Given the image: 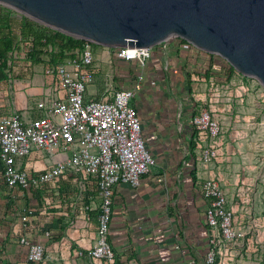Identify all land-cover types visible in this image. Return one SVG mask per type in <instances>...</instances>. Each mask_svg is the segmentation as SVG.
Segmentation results:
<instances>
[{"label": "crops", "instance_id": "obj_1", "mask_svg": "<svg viewBox=\"0 0 264 264\" xmlns=\"http://www.w3.org/2000/svg\"><path fill=\"white\" fill-rule=\"evenodd\" d=\"M103 47L107 49L103 54L113 63L114 85L104 87L94 77L87 86L88 97H102L136 81L138 72L131 62L117 58L112 47ZM94 57L96 75L95 53ZM124 65H132L129 76L121 74L123 70L119 68ZM207 66L196 50L180 48L169 54L162 52L160 45L154 47L147 61L144 79L132 102L141 116V134L154 163L142 175L138 187L119 184L113 189L109 239L117 264H184L188 260L205 264L207 200L200 192L199 180L210 175L217 177L228 193L234 223L245 233L225 264H251L253 256L264 255V219L250 216L256 208L249 205L253 189L247 178L236 173L240 164L230 163L237 156H219L208 164L200 157L201 140L188 112L193 105H199L198 99L214 94L210 86L212 68L199 72ZM11 67L14 75L0 80V112L18 111L25 118L37 116L35 99L49 87L50 77L42 73V63L31 61L26 65L25 60H19ZM31 158L29 165L35 168L48 162L46 157L35 154ZM58 187L59 193L49 194V202L44 200L42 208L37 205L26 229L29 236L46 244L52 257H57L40 264H98L88 255L78 254L91 247L96 235V190L91 184L79 185L73 178L62 180ZM21 205L20 199L7 198L0 178V264L25 261V248L14 238L21 230ZM45 229L53 231L52 237L43 234Z\"/></svg>", "mask_w": 264, "mask_h": 264}, {"label": "built area", "instance_id": "obj_2", "mask_svg": "<svg viewBox=\"0 0 264 264\" xmlns=\"http://www.w3.org/2000/svg\"><path fill=\"white\" fill-rule=\"evenodd\" d=\"M0 6L9 8L13 16L22 14L2 3ZM159 45L162 52L169 54L179 52L180 48L196 50L197 56L208 62L207 67L199 70L201 73H206L208 67L220 68L226 75L230 72L223 78L211 75L214 91L235 82L228 66L230 63L224 57L199 49L179 36H170L153 46L116 47L115 56L131 62L137 70L136 81L129 87H117L102 97H88L87 86L95 77L94 51L88 40L81 47L66 51L56 63L43 65L42 73L50 77V82L35 99L37 116L25 118L18 111L0 112V178L7 198L22 202L18 210L21 230L14 238L25 248L23 264H40L57 258L50 255L43 241L29 236L26 229L30 227L37 205L42 208L44 200L49 202V194L59 193L58 185L69 178L84 187L91 184L98 197L94 242L78 254H86L98 264H117L109 239L113 189L119 184L138 187L142 175L154 163L141 134L142 119L132 98L144 79V69L154 47ZM31 46L28 39L20 33L15 34L5 68L7 78L14 75L11 66L16 61L25 60L26 65L31 63L27 56ZM131 66L120 67L123 70L120 73L129 76ZM188 113L201 140V160L208 164L222 153L221 123L204 107L193 105ZM33 154L46 157L47 164L42 168L29 165ZM199 188L207 200L204 215L208 248L204 262L225 264L231 260V251L237 248L245 233L235 225L229 195L217 177H203L199 180ZM43 234L49 238L53 231L45 229ZM184 264H193V261Z\"/></svg>", "mask_w": 264, "mask_h": 264}, {"label": "water", "instance_id": "obj_3", "mask_svg": "<svg viewBox=\"0 0 264 264\" xmlns=\"http://www.w3.org/2000/svg\"><path fill=\"white\" fill-rule=\"evenodd\" d=\"M56 30L107 47L179 36L264 86V0H0Z\"/></svg>", "mask_w": 264, "mask_h": 264}, {"label": "rangeland", "instance_id": "obj_4", "mask_svg": "<svg viewBox=\"0 0 264 264\" xmlns=\"http://www.w3.org/2000/svg\"><path fill=\"white\" fill-rule=\"evenodd\" d=\"M91 46L98 64L95 82L111 87L114 85V71L113 63L103 54L107 49L99 44ZM232 79L235 82L215 91V86L210 84L214 94L198 99V106L209 109L220 121V139L222 149L225 148L220 156H237L232 157L230 163L240 164L236 173L247 178L253 189L249 205L252 208L256 205V208L251 210L250 216L264 219V86L256 78L243 75L236 69L232 70ZM75 189L78 191V186ZM69 203L68 208L71 207ZM73 203H76L74 199ZM251 262L264 264V255L253 256Z\"/></svg>", "mask_w": 264, "mask_h": 264}, {"label": "trees", "instance_id": "obj_5", "mask_svg": "<svg viewBox=\"0 0 264 264\" xmlns=\"http://www.w3.org/2000/svg\"><path fill=\"white\" fill-rule=\"evenodd\" d=\"M16 33H20L32 44L27 52L28 58L32 62L42 63L45 66L56 63L64 57L66 51L81 47L85 41H88L56 30L24 14L18 17L13 16L9 8L0 6V80L6 78L5 68L8 65V53L13 47ZM89 42L97 45L94 42ZM228 66L230 71L234 69L231 64ZM211 73L216 78L230 75V72L227 75L224 74L220 68L211 69Z\"/></svg>", "mask_w": 264, "mask_h": 264}]
</instances>
